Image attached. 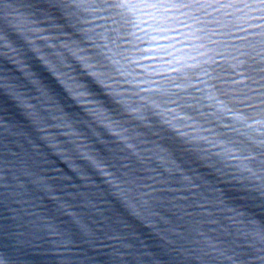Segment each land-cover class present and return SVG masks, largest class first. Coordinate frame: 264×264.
Returning <instances> with one entry per match:
<instances>
[{"label":"clouds","instance_id":"9594fccd","mask_svg":"<svg viewBox=\"0 0 264 264\" xmlns=\"http://www.w3.org/2000/svg\"><path fill=\"white\" fill-rule=\"evenodd\" d=\"M0 264H264V0H0Z\"/></svg>","mask_w":264,"mask_h":264},{"label":"water","instance_id":"95a60500","mask_svg":"<svg viewBox=\"0 0 264 264\" xmlns=\"http://www.w3.org/2000/svg\"><path fill=\"white\" fill-rule=\"evenodd\" d=\"M33 67L37 70V72L46 80V82H49L53 84L54 87L57 89L59 88V85H56L54 82V79L50 76V74L44 69L42 65H40L38 62H33Z\"/></svg>","mask_w":264,"mask_h":264}]
</instances>
